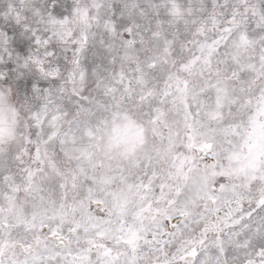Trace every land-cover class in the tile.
I'll use <instances>...</instances> for the list:
<instances>
[{
  "label": "snow or ice",
  "instance_id": "obj_1",
  "mask_svg": "<svg viewBox=\"0 0 264 264\" xmlns=\"http://www.w3.org/2000/svg\"><path fill=\"white\" fill-rule=\"evenodd\" d=\"M0 264H264V0H0Z\"/></svg>",
  "mask_w": 264,
  "mask_h": 264
}]
</instances>
